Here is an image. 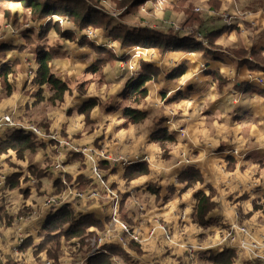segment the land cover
<instances>
[{"label": "clouds", "instance_id": "1", "mask_svg": "<svg viewBox=\"0 0 264 264\" xmlns=\"http://www.w3.org/2000/svg\"><path fill=\"white\" fill-rule=\"evenodd\" d=\"M0 264H264V0H0Z\"/></svg>", "mask_w": 264, "mask_h": 264}]
</instances>
